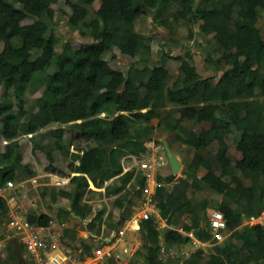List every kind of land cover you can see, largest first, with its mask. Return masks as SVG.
I'll list each match as a JSON object with an SVG mask.
<instances>
[{"label":"trees","instance_id":"1","mask_svg":"<svg viewBox=\"0 0 264 264\" xmlns=\"http://www.w3.org/2000/svg\"><path fill=\"white\" fill-rule=\"evenodd\" d=\"M55 1L0 0V59L7 72H0V185L35 174L33 165L22 161V143H36L44 156L39 162L43 169L68 176L65 189L43 188L51 199L60 195L67 200L58 221L71 215L83 219L92 213L82 201L90 191L88 180L100 187L120 174L121 158L144 151L143 142L153 136L150 119L157 118L175 140L193 148L171 189L156 188L159 216L175 226L170 220L187 215L189 225L183 228L194 229L199 239L209 238L204 206L198 209L192 197L206 189L221 195L217 209L230 231L212 244L203 261L196 249L182 264H264V226L236 229L244 218L264 210V32L258 24L264 23V0H115V16L104 7L92 9L93 0H64L68 11L58 12L68 29L84 39L74 46L53 33L50 5ZM15 10L30 22L13 31ZM141 15H151L153 24L165 29L167 43L181 48L158 56L176 62L173 75L159 59L151 61L150 39L134 30ZM178 29L180 38L174 35ZM193 35L209 45L204 61L213 75H200L189 49L181 45L182 39H190L200 46ZM130 37L136 39L133 47L127 45ZM113 48L129 58L123 71L107 58L115 54ZM37 91L27 105L26 95ZM201 122L208 128L198 127ZM228 130L237 133L231 135L232 144L240 153L232 161L227 156ZM73 134L87 144L73 145ZM198 168L206 172L197 176ZM131 176L133 171H125L105 186L106 195L124 192L123 199H115L118 207L129 196L124 186ZM134 176L139 196L143 179ZM173 176L157 178L165 183ZM103 211L95 212L98 222ZM26 220L46 224L51 219L29 212ZM1 221H7V208L0 197ZM115 226L108 223L105 233ZM154 226L151 219L140 223L141 248L134 256H141L142 264H176L178 258L157 259L160 231ZM69 230L64 233L70 237ZM161 239L170 248L188 237L166 227ZM0 264H16L9 244Z\"/></svg>","mask_w":264,"mask_h":264},{"label":"crops","instance_id":"2","mask_svg":"<svg viewBox=\"0 0 264 264\" xmlns=\"http://www.w3.org/2000/svg\"><path fill=\"white\" fill-rule=\"evenodd\" d=\"M134 44H135V42H134ZM134 44L130 45L129 40L127 42V45L129 47H133ZM150 51H153V48L151 47V40H150ZM113 52L115 53L113 55L115 62H114V65H112V66L114 68H117V69H120L123 71L125 69V67L127 66V63L129 62V59L125 55L118 54L114 49H113ZM164 52H166V51H164ZM172 54H173L172 52H169L167 55L171 56ZM163 58H165V57H162L161 59H163ZM165 60L167 61V60H172V59L166 58ZM119 64H125V66H120ZM175 72H176V70H174L172 72V74H170V75H173ZM225 112H226L225 110L221 111L220 114H224ZM150 123L154 127L153 128L152 141L155 139L160 143V139H164L167 142L172 153L174 154V156L177 158V160L180 163V169H179L178 176L181 177L182 176L181 175V169L188 162L189 158L193 154V148H191L188 145L183 144L181 142V140H177L176 142L173 143L171 139L174 136V134L172 132H169L170 131L169 128H167L165 125L160 123L157 118H151ZM198 127L206 129V128H208V125H207V123L201 122ZM226 133H227V140L229 139L227 141V145H228L227 156L232 161L236 158H239L240 153L234 149V146L232 144V141H233L232 136L234 133H232L229 130ZM234 136L235 137L237 136L236 132H235ZM85 144H87V142H83L79 145L83 146ZM139 155H126V156L122 157L120 162H119L120 166H121V173L120 174H122L125 171H133V176H131L130 180L124 186L125 189L129 190V196H127L125 198V201L123 202V205L121 207H118L117 203L115 202V199L116 198L123 199L124 198V195H123L124 192L123 191H120L117 193L109 192L107 195L105 194V186L110 184L112 182V180L120 174L110 178L107 181H104L100 187H94L92 185V183L88 180L87 185H88V188L90 189V191L86 192L83 195L82 201L91 207L92 213L90 215L84 217L83 219L78 218L76 215H71V213H70L71 216L69 218L63 220V221H66V223H67V229H71V230H69L70 234H71L70 237H69V234L66 233V235L68 236L69 239H71V241H73V246L75 247L77 253L80 256H86L88 259V262H93L90 259L91 255H92V248H93L95 243L101 241L100 239H102L104 234L107 235L105 233L106 232V226H108V223H110V222H115L116 223L115 227H117V226L122 225L126 221H131L133 228L130 231H127L125 233L126 241L128 243L132 244L133 247L136 246L135 251H137L141 248L140 247L141 246L140 230L137 229V227H136L137 224L139 225L141 223V222H139V218H138L139 203H140V199H141V194L139 193V196H138V194H135L136 193L135 190L138 188V184L135 183V176H134L137 173L139 175H141V174H140V171H138V169L136 167L132 166V161H133L132 156L135 157L137 160L140 157ZM22 161L29 163V161L25 160L23 156H22ZM30 163L33 165V168L35 170V174L31 175V176H27V177H25L23 179H19V180H25V179L32 177V176H38L39 177L38 180L40 182V185L38 184L35 187H31L30 184H27V191L25 194H26L27 198L30 197V199L34 200V203L32 206L25 205L24 212L26 215L29 212H33L34 214L43 213V214H46L47 216L50 217V219H51L50 221H58L57 215L60 213L61 209L67 208V205H68L67 200H66V198H64L60 195H54L53 199H51L50 195H48L43 188L47 187L49 189H52V192H54L57 189H65L68 187V176H62V177H65V179H67V182L63 186L55 187V186L47 183L48 176H46V175L49 173H52V174H57V173L50 172L48 170L43 169L42 165L39 162L37 163L36 161L31 160ZM40 167H41V169H39ZM205 172H206L205 168H198L197 176H202ZM159 174H160L159 176L161 178H163V177H165L171 173L169 171L168 166L165 165L161 168ZM70 175H72V174L70 173ZM179 177H177V178H179ZM177 178L173 176L172 183L169 187H166V190L171 189L172 184L177 181ZM42 183H44V184H42ZM155 195H156V191H155ZM192 197H194L193 198L194 199L193 204H195L198 209H202L201 206H204L205 214H204L203 223H205L207 221L208 212L212 209H217V205L221 199V195L219 193L212 192L210 190L202 189V190H199V191L193 193ZM100 208H103L104 211H103L102 216L98 222L97 220L94 219V215H95L96 210H98ZM198 209H197V211L199 212ZM179 216L180 217H177L176 221H174V220H170V221H173L175 223V227H176L177 231L182 236L188 237V239H187L186 243H180L179 245L172 246V247H175L177 249L188 247V246H190L191 239L194 238V239L198 240L201 244L198 247L193 248L191 252H193L196 249L201 250L202 252L200 254V259H201V261H203V259L206 258L207 254L209 252H211L213 242L209 240L210 237L207 239H204V240L196 237V235L194 233V229L190 230V228L189 229L183 228L184 223L189 225V220L187 219V215L181 214ZM110 220H112V221H110ZM6 222H3V221L0 222V236H1L2 232L8 231V228L6 226ZM153 223H155V222H153ZM201 223H200V225H201ZM244 224H247L248 226H252L255 224H261L262 226H264V210H261L259 212V215L256 217L254 222H249L244 218L242 220V222L236 226V229H238L239 227H241ZM155 227H158L156 229H159V231H160L158 234V240L160 241L159 243L164 244L162 239H161V234H162V230L164 228H166L167 226L156 224ZM167 228H169V227H167ZM112 233H113L112 231L111 232L109 231L108 236H110ZM229 233H230V231H224L223 237H226ZM105 241L106 240H104V242ZM71 245H72V243H71ZM188 255H186V256L179 255V256H176L173 258H178L176 264H182L183 259L186 258ZM133 257H135L136 261L138 258L142 259L141 256H137V255L132 256V258ZM124 258H125L124 255L119 256V259L123 260V262L121 264H127L130 260V258H127V259H124ZM169 258H172V257H169ZM165 261H166V259H165ZM107 262H108V264H116L113 260H108ZM228 264H232V263H228Z\"/></svg>","mask_w":264,"mask_h":264},{"label":"built area","instance_id":"3","mask_svg":"<svg viewBox=\"0 0 264 264\" xmlns=\"http://www.w3.org/2000/svg\"><path fill=\"white\" fill-rule=\"evenodd\" d=\"M145 154L137 159L134 165L141 172L144 184L141 187V199L139 203V221L153 219L158 225H165L166 218L160 217L155 203L154 190L164 183L156 178V173L165 164V156L160 147L150 140L144 142ZM47 183L55 187L63 186L67 179L65 177L49 173ZM38 176H32L25 180H7L0 185V197L3 198L7 208L8 231L0 237V256L4 255L5 246L11 236L16 237L18 243L22 245L27 254V264H108L112 259L116 264L123 260L119 256L131 258L136 250V246L128 243L125 233L133 226L131 221H126L120 225L110 236H103L101 241L94 244L92 248L91 260L88 262L86 256H80L73 241L64 233L67 228L66 221H48L46 224L30 223L26 220L24 212L25 205L32 206L34 200L27 198V184L35 187L40 182ZM44 184V183H42ZM247 220L252 222L255 216H248ZM138 224L136 225V227ZM207 227L210 234L209 240L219 242L223 238L225 231V218L218 209H212L207 214ZM104 240H106L104 242ZM72 243V245H71ZM201 243L192 238L190 246L184 248H165L164 244L157 247V259L165 261L169 257L188 255L193 248Z\"/></svg>","mask_w":264,"mask_h":264},{"label":"rangeland","instance_id":"4","mask_svg":"<svg viewBox=\"0 0 264 264\" xmlns=\"http://www.w3.org/2000/svg\"><path fill=\"white\" fill-rule=\"evenodd\" d=\"M64 0H56L53 4L50 5L51 9L54 11V21L56 22L53 27V33L60 39V41L69 40L71 45H75L76 41H84V39L80 38L78 34L75 31H70L68 29V26L66 25L64 21V17L58 12V9H64L65 11H68V7L63 5ZM104 7L108 13L111 16H115L116 14V4L115 0H93L91 7L92 9H96L97 7ZM13 16L17 19V23H15L12 26V30L16 31L18 27L22 24L29 23L30 20L24 17V15L18 11L15 10L12 12ZM262 21V22H261ZM258 24L260 25L262 32H264V23L263 20H259ZM134 30H136L139 34H142L144 36H147L151 40V47L153 48V51H151L150 59L152 62L160 61L163 62V66L165 70L168 72V74H172L174 70H176V62L173 60H164L161 59V57H158L161 52H172L173 54H176L181 49L179 46L167 43V34L165 32V29L153 24L151 20V15H141L137 17L134 21ZM180 29H178L174 35L177 38H180ZM194 36V35H193ZM194 39L197 40V43H199L200 46L196 45L195 42L186 39L181 40V45L183 47H186V49H189V54L192 57V62L194 63L198 73L202 76H208L213 75L214 72L211 70V68L205 63L204 61V55L206 54V51H210L208 46L205 44L204 41H202L197 36H194ZM87 40V39H86ZM108 41V39H106ZM135 37L129 38V44L133 45L135 42ZM109 42V41H108ZM163 42H166L163 44ZM163 44V46H162ZM150 45V44H149ZM169 49V51H167ZM213 49V48H212ZM211 49V50H212ZM172 54V55H173ZM111 66L114 65L115 59L113 57H108ZM154 60V61H153ZM120 66H125V64H119ZM0 72H5L3 62L0 59ZM38 91L34 94H27L26 95V104L29 105L32 103V99L35 95H37ZM172 136V135H171ZM27 137V136H26ZM175 135L172 137V142H176L177 140L174 139ZM20 139H27L25 137H21ZM85 139L79 137L77 134H73L71 136V142L73 145H79L84 141ZM26 141V140H25ZM28 142V141H27ZM22 156L25 160L31 162V160L43 163L44 162V156L43 153L38 149V146L36 143L30 144V143H22ZM132 165L136 162V158L132 156ZM41 166V165H40ZM41 169V167L39 168ZM179 171L177 174L174 175V177L178 176ZM254 222V221H253ZM21 253L24 258H27L26 251L23 247H21ZM140 258L136 259L133 257L129 260L127 264H140Z\"/></svg>","mask_w":264,"mask_h":264},{"label":"water","instance_id":"5","mask_svg":"<svg viewBox=\"0 0 264 264\" xmlns=\"http://www.w3.org/2000/svg\"><path fill=\"white\" fill-rule=\"evenodd\" d=\"M160 143L166 158V163L171 174H176L180 169V163L177 158L172 153L170 147L164 139H160ZM8 244L10 245V252L15 259L16 264H27L19 246L16 237L11 236L8 239Z\"/></svg>","mask_w":264,"mask_h":264},{"label":"clouds","instance_id":"6","mask_svg":"<svg viewBox=\"0 0 264 264\" xmlns=\"http://www.w3.org/2000/svg\"><path fill=\"white\" fill-rule=\"evenodd\" d=\"M97 8H98V7H97ZM113 49H114V48H113ZM108 57H109V56H107V58H108ZM126 57H127V56H126ZM127 58H128V57H127ZM128 59H129V58H128ZM26 136L29 137L30 134H27ZM149 140H150L153 144L159 146L160 149H161V151L163 152V149H162L161 143H158V144H157V143H155L154 141H152V139H149ZM145 141H146V140H145ZM145 141H144V142H145ZM144 142H143V145H144ZM168 146H169V145H168ZM144 148H145V146H144ZM139 154H140V155H139V156H140L139 158H141L142 155L145 154V149H144L143 152H141V153H139ZM163 154H164V152H163ZM164 156H165V155H164ZM139 158H138V159H139ZM165 165H167V163H166V158H165V164L162 165V167L165 166ZM133 167H135V166H133ZM162 167H160L159 170L157 171V173H156V178H157V176L160 177V176H159V175H160L159 173H160V170H161ZM138 171H139V169H138ZM140 174H141V172H140ZM56 175H57V174H56ZM172 175H175V174H172ZM59 176H60V175H59ZM141 176H142V174H141ZM142 179H143V176H142ZM157 179H158V178H157ZM158 180H159V179H158ZM160 181H162V180H160ZM162 182H163V181H162ZM171 183H172V181H171V182H165L164 185H163V186H160V187H165V188H166V187H169V186L171 185ZM143 184H144V179H143ZM155 191H156V189L154 190V195H155ZM256 217H257V216H255V219H256ZM163 218H164V217H163ZM150 219H151V218H150ZM146 220H148V219H146ZM151 220H152L153 222H155L153 219H151ZM246 220H247V217H246ZM142 221H144V220H140L139 222H142ZM247 221H248V220H247ZM254 221H255V220H254ZM249 222H250V221H249ZM252 222H253V221H252ZM154 224L156 225V222H155ZM139 226H140V224L137 226V229H139ZM163 226H167V227H169V228H171V227H175V226H172V225L169 224V223H168V224L165 223V225H163ZM118 227H119V226L115 227V228L112 229L111 231L114 232L115 229H117ZM154 227H155V226H154ZM155 228H158V227H155ZM175 228H176V227H175ZM111 231H110V232H111ZM3 233H4V232H3ZM105 236H108V234L105 235ZM159 242H160V241H159ZM159 242H158L157 247L159 246V244H161V243H159ZM213 243H214V242H213ZM7 244H8V243H7ZM19 246H20V249H21L22 245L19 244ZM164 246H165V245H164ZM135 253H136V251L134 252V254H133L132 256H134ZM4 256H5V252H4V255H3V256H0V257L3 258ZM156 256H157V250H156ZM24 259H25V261H26L27 258H24ZM130 259H132V257H131ZM109 260H112V259H109ZM113 261H114V260H113ZM140 261H141L140 264H142L143 260L140 259ZM114 262H115V261H114ZM136 262H137V261H136ZM26 263H27V261H26ZM120 264H121V263H120Z\"/></svg>","mask_w":264,"mask_h":264}]
</instances>
